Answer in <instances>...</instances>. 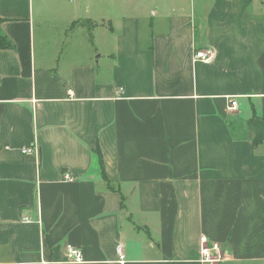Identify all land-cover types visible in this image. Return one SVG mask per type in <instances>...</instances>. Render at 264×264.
I'll return each mask as SVG.
<instances>
[{
    "label": "crops",
    "instance_id": "crops-1",
    "mask_svg": "<svg viewBox=\"0 0 264 264\" xmlns=\"http://www.w3.org/2000/svg\"><path fill=\"white\" fill-rule=\"evenodd\" d=\"M0 20V264H72L69 244L203 264V236L264 264V0H0Z\"/></svg>",
    "mask_w": 264,
    "mask_h": 264
},
{
    "label": "built area",
    "instance_id": "built-area-1",
    "mask_svg": "<svg viewBox=\"0 0 264 264\" xmlns=\"http://www.w3.org/2000/svg\"><path fill=\"white\" fill-rule=\"evenodd\" d=\"M214 53L210 50L197 51L194 55L193 60L195 63L202 62L206 65H211L214 62ZM229 110L237 111L238 103L235 100L230 101ZM21 153L27 156L33 155L35 150L29 148H23ZM65 182H73L74 178L67 174L64 176ZM118 256L120 257L121 264H124L125 256H123L122 246H119L116 250ZM66 253L69 260V263L72 264H84L85 258L82 255L80 249L76 248L72 244L66 246ZM200 253H201V263L206 264H217L221 260V249L219 245L210 244V241L205 236L200 240ZM18 264V263H15Z\"/></svg>",
    "mask_w": 264,
    "mask_h": 264
},
{
    "label": "rangeland",
    "instance_id": "rangeland-1",
    "mask_svg": "<svg viewBox=\"0 0 264 264\" xmlns=\"http://www.w3.org/2000/svg\"><path fill=\"white\" fill-rule=\"evenodd\" d=\"M162 0H113V3L115 5V11L117 10V7H120L121 4H125L126 6H131V7H149L154 4H158ZM176 2V0H170ZM198 1V0H194ZM77 4V3H76Z\"/></svg>",
    "mask_w": 264,
    "mask_h": 264
},
{
    "label": "trees",
    "instance_id": "trees-1",
    "mask_svg": "<svg viewBox=\"0 0 264 264\" xmlns=\"http://www.w3.org/2000/svg\"><path fill=\"white\" fill-rule=\"evenodd\" d=\"M2 23V20H0V24ZM14 49V45L12 42L8 39L7 36L2 35L0 32V51L3 50H12Z\"/></svg>",
    "mask_w": 264,
    "mask_h": 264
}]
</instances>
